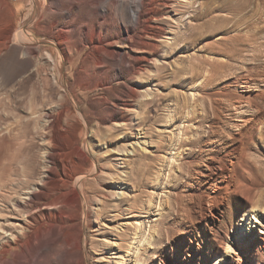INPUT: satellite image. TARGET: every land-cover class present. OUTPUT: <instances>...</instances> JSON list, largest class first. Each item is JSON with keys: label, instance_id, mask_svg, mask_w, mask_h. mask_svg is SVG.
<instances>
[{"label": "rangeland", "instance_id": "obj_1", "mask_svg": "<svg viewBox=\"0 0 264 264\" xmlns=\"http://www.w3.org/2000/svg\"><path fill=\"white\" fill-rule=\"evenodd\" d=\"M80 1L0 0L13 19L0 28V262L26 258L19 202L50 169L46 122L59 117L64 177L95 168L84 234L66 239L82 264H264V0L170 13L151 0L148 25L170 33L156 40L119 34L137 0L99 1L105 15ZM79 26L96 30L78 49ZM111 50L140 60L132 70ZM57 202L80 220L70 186ZM62 246L40 264H61Z\"/></svg>", "mask_w": 264, "mask_h": 264}, {"label": "bare ground", "instance_id": "obj_2", "mask_svg": "<svg viewBox=\"0 0 264 264\" xmlns=\"http://www.w3.org/2000/svg\"><path fill=\"white\" fill-rule=\"evenodd\" d=\"M99 1L102 0H81L80 2L82 5H87L92 8L98 9L102 15H105L107 13L105 6L99 5ZM150 1L151 0H137V8L135 11L132 12L131 15L132 28L119 27V34L121 33L122 36L136 35L137 37L138 33H136L135 31L137 28L141 30L139 33V37L145 35V37L155 40L156 38L167 37V35L170 34L167 28H164L163 26L148 25L150 20L149 15L151 14ZM160 4L164 7L166 13H170L171 11H173L174 7H184L186 4H189V1L161 0ZM95 30L96 29H94L93 31H87L84 26L74 28L78 40V49L85 44L89 37L95 36ZM108 54H110L113 62H120V64L124 63L127 59H129L131 61L132 70L136 67L135 64L140 60L136 57H132L130 54L126 53L127 55H125L124 53H120L116 50H111ZM93 64L94 63L92 62V64L87 66L88 71L90 69H93ZM58 80L59 84L65 88L64 91L66 92V94L70 96L72 92V86L68 84L66 78L61 73L58 75ZM107 81V79L103 81V86L108 84ZM48 119H51L46 122V128L48 129V133L50 134V147L49 151L46 153V162L49 163L50 169H44V172H41L42 174L40 176L39 182L28 187L26 191L27 202H19L20 204H22V207L25 210L23 214L24 219L22 220L27 221V227L30 232H27V255L25 256L26 258L16 257L17 259L11 264H40L42 262L41 260L44 257L43 254H46L48 250L56 247L59 244H64V247L62 246L61 249L62 253L65 256L61 259V264H82V258L76 256L73 252V244H67V242L69 243V241L71 240V242L73 243H78L81 239V236L84 234V230L86 229L88 218L90 216V209H88L87 207L84 185L86 184L85 179L91 177L94 174L95 168L93 167V170L91 172L82 173L69 178L64 177L65 172L59 169V160L62 157V154L65 152L64 145L62 144L58 136L57 123L58 121L61 122V120H58L60 119L59 117L58 119L54 117H50ZM8 148L11 149L10 146ZM22 157L23 156L21 152L14 153L11 157H9V164L12 163L14 160L22 161ZM24 171L25 170H23V172ZM10 172L11 171L8 166H5V164H1L0 181L4 180V178L9 176L8 173ZM24 175H27L28 182V180L30 179L29 172H24ZM24 179H26V177ZM69 186L70 188H72L75 195L83 202L80 220L78 219V209L75 204L70 202L63 207H60L61 202H57V199H60L62 197L64 191ZM55 195H58L56 202L55 200L53 201V196ZM255 223L260 224L257 220H255ZM260 233L264 235L263 231H260ZM69 238L70 240H67L66 242V239ZM130 255H132L131 252ZM121 263H125V261L122 260ZM0 264L10 263L1 261Z\"/></svg>", "mask_w": 264, "mask_h": 264}, {"label": "crops", "instance_id": "obj_3", "mask_svg": "<svg viewBox=\"0 0 264 264\" xmlns=\"http://www.w3.org/2000/svg\"><path fill=\"white\" fill-rule=\"evenodd\" d=\"M11 16H12V14H11V12H9L7 18L5 16L0 18V28L11 25L12 20H13V19H11Z\"/></svg>", "mask_w": 264, "mask_h": 264}]
</instances>
